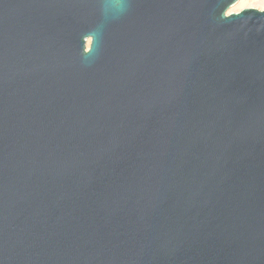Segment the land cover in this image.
<instances>
[{
    "label": "water",
    "instance_id": "water-1",
    "mask_svg": "<svg viewBox=\"0 0 264 264\" xmlns=\"http://www.w3.org/2000/svg\"><path fill=\"white\" fill-rule=\"evenodd\" d=\"M236 1L0 0V264H264V10Z\"/></svg>",
    "mask_w": 264,
    "mask_h": 264
},
{
    "label": "rangeland",
    "instance_id": "rangeland-1",
    "mask_svg": "<svg viewBox=\"0 0 264 264\" xmlns=\"http://www.w3.org/2000/svg\"><path fill=\"white\" fill-rule=\"evenodd\" d=\"M249 7L264 10V0H237L227 9L226 13L239 12L240 10Z\"/></svg>",
    "mask_w": 264,
    "mask_h": 264
},
{
    "label": "flooded vegetation",
    "instance_id": "flooded-vegetation-1",
    "mask_svg": "<svg viewBox=\"0 0 264 264\" xmlns=\"http://www.w3.org/2000/svg\"><path fill=\"white\" fill-rule=\"evenodd\" d=\"M88 47L85 49V51H87Z\"/></svg>",
    "mask_w": 264,
    "mask_h": 264
}]
</instances>
